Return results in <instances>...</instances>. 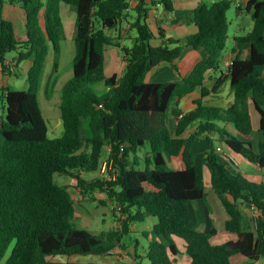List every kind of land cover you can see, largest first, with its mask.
<instances>
[{"label":"trees","instance_id":"obj_1","mask_svg":"<svg viewBox=\"0 0 264 264\" xmlns=\"http://www.w3.org/2000/svg\"><path fill=\"white\" fill-rule=\"evenodd\" d=\"M6 4L23 9L24 39L4 17ZM62 4L71 5L76 13L75 56L73 77L60 95L64 135L50 139L39 94L51 53L53 83L59 78L65 39ZM232 4L253 20L252 31L235 38L237 44L248 46V55L233 50L237 54L227 72L215 77L214 86L208 88V73L217 72L228 48L227 14ZM153 7L161 8L173 26H194L197 31L183 40L167 38L162 27L157 26V31L152 27ZM175 12L174 0H139L134 9L130 0H0L2 74H13L8 63L18 69L23 62H32L27 90L2 89L0 264L13 243L6 264H98L57 257L106 256L123 246L131 222L145 223L149 218L157 223L144 233L148 249L142 259L136 252L135 264H176L182 253L177 239L182 240L190 264H231L237 256L245 264H264V183L231 170L223 158L230 155L237 161L240 156L264 169V0L202 1L189 14L176 16ZM124 23L137 36L130 48L123 49V74L107 77V51L111 46L119 48L120 38L106 32L120 29V37ZM159 40L162 44L154 45ZM188 48L201 56L188 77L146 82L148 74L164 63L178 72L177 62ZM13 52L17 55L9 62ZM226 83L233 103L225 108L206 105L204 99L219 93ZM198 89L201 97L194 109L183 113L180 101ZM251 106L260 116L262 139L257 149L250 139L255 133ZM173 118L177 120L174 130ZM188 131L190 135L184 137ZM198 143H203L200 161ZM106 147L119 170L115 181L87 180L86 174L101 170ZM142 150L144 157H139ZM131 156L133 164L127 161ZM174 161H182L183 169H172ZM59 175L72 178L83 191L110 188L109 197L128 214L122 230L93 235L78 229L70 187L56 183ZM208 189L221 200L229 216L225 229L236 240L216 245L218 231L215 227L201 231L206 219L200 213L197 226H189L193 203L202 202L211 210ZM242 204L259 211L254 230L245 229Z\"/></svg>","mask_w":264,"mask_h":264},{"label":"rangeland","instance_id":"obj_2","mask_svg":"<svg viewBox=\"0 0 264 264\" xmlns=\"http://www.w3.org/2000/svg\"><path fill=\"white\" fill-rule=\"evenodd\" d=\"M176 5V16H183L186 14H189L190 8L192 7L195 9L201 1L208 3L209 0H187L184 2V0H174ZM9 8V7H7ZM68 10V11H67ZM9 9H7V12ZM11 21L14 23L16 35L18 37H22V33L25 29V16L24 11L19 5H13L11 10ZM61 17L64 23L65 27V39L62 42V53H61V63H60V76H58V81L53 83L52 81V62L48 60L45 66V73L41 80V87H40V94H39V104L40 108L43 113V117L46 121L47 127H48V136L50 139H59L63 137L64 135V126H63V120L61 115V109H60V101H61V91L63 86L73 77V58L75 56V43H74V37L76 34V26H75V20H76V13L74 8L71 5L62 4L61 6ZM228 20L230 22L229 27V36L232 39L233 35L236 34V28L242 27L243 31L245 33L247 32V28L249 25L253 24L252 17L250 15H247V18H243L238 20V11L236 9V5L232 4L229 12H228ZM159 16L155 15V19H151V23L153 25V29L157 31L156 21L158 20ZM165 19V18H164ZM165 23L166 20H164ZM164 29H167L169 35L176 36L182 33V29L178 26H169L165 27L162 25ZM127 31L131 32V36L136 37L137 32L135 30L127 29ZM106 34H111L110 31H107ZM126 44L132 45V42L130 39L127 40ZM121 53L124 54L123 50H121ZM12 55L16 56L17 53L13 52ZM112 55V54H111ZM114 59L111 58L109 60V64L105 69V74L107 77L113 76L115 73L123 74L122 71L125 70L124 65L114 66ZM30 63L23 62L20 66L21 70L13 68V65L8 63V68L10 71H13V74L11 76H4L2 75V72L0 71V118L4 116V109H3V102H2V92L1 87L9 88L11 90H18V91H24L28 89V81H27V71L29 69ZM114 66V67H113ZM168 67L167 64H163L160 67V70L155 69L152 70L147 78L146 82H156L155 78L159 76L160 78L165 77L166 75L162 69L163 67ZM155 71L158 73V75H155ZM209 82V81H208ZM184 109V108H182ZM177 120L173 118L170 120V125L172 129L174 130L177 125ZM85 129L88 128L87 126ZM87 134V132H85ZM202 144H197V153H198V161L201 159V153H202ZM145 151L142 150L138 153L139 157H144ZM110 150L106 147L103 154V165H106L107 171L105 174H102V168L98 173H88L85 175L87 180H92L96 177H98L103 182H114L115 178L117 177L118 173V167L115 165L114 161L109 159ZM241 165L240 167H244L245 165H242L243 159L242 157H238ZM129 164H133L134 159L133 156L129 157L128 160ZM171 166V164H170ZM173 167V168H172ZM171 168L175 170L174 166ZM237 169V167H236ZM233 170V169H231ZM234 171V170H233ZM236 172V171H235ZM206 180L207 183H209V172L206 171ZM264 180V177H263ZM264 182V181H263ZM56 183L59 185H63L64 183L69 185L70 191L73 196V200L75 202V206L77 207V213L74 218L75 225L78 229H84L92 233L93 235H100L103 232H111L115 230H122L123 223L128 220V214L124 213L122 210V207L119 206V204L116 202L114 198L109 197L108 193L109 190H111L108 187H104V190L96 189L92 191H83V189H80L77 187V183L75 180L68 176L59 175L56 177ZM71 183V184H70ZM86 193L85 198L84 195L81 193ZM209 202L212 206V209L214 211V214L218 215L219 212H217V208L215 206V203H213V197L214 193L209 191ZM84 196V197H83ZM216 198V197H215ZM217 199V198H216ZM218 200V199H217ZM219 202V201H218ZM198 205H191L190 206V222H188L189 226L192 227L193 223L196 222V215L193 212V208ZM222 206V205H221ZM242 207V208H241ZM242 209V212L245 213V229L247 230H254L256 228V218L253 216V210L242 204L240 206ZM222 210L224 211V208L222 207ZM225 212V211H224ZM157 223L156 218H149L145 223H137V222H131L129 228H130V234L126 235L123 238V246L118 247V249L112 251L110 254L106 256H95V255H89V256H83V255H74L72 257H64L60 256L57 257L58 260L61 261H69V262H79V263H115V264H135L137 261V253L142 258L145 257L149 241L144 236V233L147 231H150L152 226ZM205 227V225H204ZM210 227H213V221L212 219H207V229H210ZM217 228L220 230V224L217 223ZM224 238V235H220L217 237L216 241L214 242L216 245H220L225 243V240H222ZM178 247L182 251L180 255L176 257L177 261L176 264H190L189 257L184 253V244L182 240H176ZM14 247V243L9 248L6 256L2 260L1 264H6V261L8 260L12 248ZM235 258L234 257L231 261V264H235ZM147 262L146 260H144Z\"/></svg>","mask_w":264,"mask_h":264},{"label":"crops","instance_id":"obj_3","mask_svg":"<svg viewBox=\"0 0 264 264\" xmlns=\"http://www.w3.org/2000/svg\"><path fill=\"white\" fill-rule=\"evenodd\" d=\"M138 1L139 0H130L131 9H134L137 6ZM185 1H187V0H184V2ZM210 1H214V0H209V2ZM146 2L149 3L150 0H146ZM7 7H9V8H7ZM12 7L13 6L10 5V4H6L5 5V7H4V17L6 19H9V20L11 19ZM189 8H190L189 12H192L194 10L192 7H189ZM7 9H9L8 12H7ZM155 15L159 16L158 20L156 21V26L162 27V25H163L165 27H169V26L172 25L171 24V19H169L166 16V14L163 12V10L161 8L153 7V10L151 12L150 22H151L152 18L155 19ZM238 15H239L238 18H237L238 20L243 19V18H247V16L245 14L238 13ZM24 16H25V13H24ZM164 20H166L167 23H165ZM129 26L130 25L128 23H124L123 27H121V29L124 28L123 29L124 31H123V33L121 34L120 37H119L120 29L119 30H115V31H111V34H109V35H112L115 38H120V41H119L120 47L119 48L114 47V46L109 47V49L107 51V66L110 65L109 64L110 56H111L112 59H114V62H113L114 66L117 67V66L122 65V64L124 65V67L126 66L125 57H124V54L121 53V50L130 48L132 45L128 46L126 44V42H127L128 39H130L131 42L133 43V39L135 38L134 36H131V32L130 31L129 32L127 31ZM152 27H153V25H152ZM178 27L181 28V29L183 28L181 30L182 33H180L179 35H176L174 37L169 35L167 29H164L163 27L162 28L164 30H166L167 38H173V39H177V40H183L186 36H188L190 34H193V33H195L197 31V29L194 26H178ZM252 29H253V24L249 25V27L247 28V32L246 33H245V31H243L242 27L236 28V34L233 35L232 39L231 38L229 39L228 48L222 54V57H221L222 62H221L220 68L217 70V72L216 71L215 72L211 71V72L208 73V78H209L208 81L209 82L207 81V83H206V86L208 88H212L214 86V84H215V79L214 78L215 77H219L220 74L227 72V69H228L229 65L231 64V62L233 61V59L236 57V54H237V53H233V50H236V52L242 51L245 54V56L248 55V46L247 45L237 44L236 41H235V38L239 37V36L248 35L252 31ZM25 33H26V28L24 29V32L22 33V37H20L21 39L25 38ZM161 44H162V41H160V40L154 42V45H156V46L157 45H161ZM15 57L16 56L11 54L8 57V61L11 62ZM53 57H54L53 53H51L49 55V57H48V60H50L52 62L53 61ZM48 60H47V62H48ZM200 60H201V56L199 55V53H197L196 51H194V50H192L190 48L186 49L184 57L177 62V65L179 67V71L178 72L174 71L171 68V66L169 64H167L168 67L165 66L162 69V71L166 74V75H164L165 77L160 78L159 76H157L155 78V81H156L155 83L177 81V80H180L181 78L188 77L191 74V72L193 71V69L196 67V65L200 62ZM25 62L30 63L29 64L30 65L29 69H30V67L32 66V62L31 61H25ZM60 63H61V60H60ZM164 64H166V63H164ZM161 65H163V64H161ZM161 65L156 67V68H154V69L156 71H158L157 69L160 70ZM20 66L18 68L19 70H21ZM29 69H28V71H29ZM0 71H1V68H0ZM28 71H27V73H28ZM156 71H155V75H158V73ZM122 72H124V71H122ZM59 73H60V70H59ZM115 74L120 75V76L122 75V74H119V73H115ZM58 76H60V74ZM263 77H264V72H263ZM3 88L4 87L2 86L1 87V92H2ZM200 97H201V92H200V89H198L195 92H193L192 94H190L187 97H185L183 100H181L179 107L181 109L184 108V109H182L183 113H187L189 111H192L194 109V102L199 100ZM233 100H234V96H233V93H232V91L230 89L229 83H226L224 85V87L220 90L219 93L211 94V95H209L208 97H206L204 99L206 105L215 106V107H221V108H225V107L231 105L233 103ZM250 112H251L253 127H254V130H255L253 138L251 137L250 139H251V142H252L254 148L257 149L258 143L262 139V135H261V133H259L260 116L257 113V111L255 110L254 106H251ZM190 132L191 131H188L184 135V137H188L190 135ZM171 165L174 166L175 169H183V166H184L182 161H174ZM240 165H241V163H240L239 159L237 158V165L236 166L230 165V167L232 166L231 169H233L236 172H240L246 178H248L249 180H251L253 182L264 183L263 182L264 181L263 180L264 169H260V168L256 167L255 165H252V164L248 163L245 160H243V163H242V165H245V166L244 167H240ZM236 167H237V169H236ZM206 171H205V176H206ZM206 178H207V176H206ZM209 179H210V175H209ZM63 185L67 186V184H65V183ZM209 191L214 193L212 190L208 189L207 190L208 198H209V195H210ZM85 198L88 199V197H86V196H85ZM208 203H209V206H210L211 210H209L206 206H204L202 202H195V203L192 204V206L193 205H198V206L193 208V212L195 213L196 218H197V213H200V215H203L204 218L206 219V221L204 223L205 227H203L204 226L203 225L199 229L201 231L208 232L212 228V227H210V229H207V219L210 218L213 221V227H215L217 229V231H218L217 237L220 236V235H224V238L222 240H225V242L236 240V236L231 234V233H229V232H227L226 229H225V223L229 219V216L227 215L225 209H224L225 212L222 210L223 204L221 203V200L217 197V195L215 193H214V197H213V203H215V206L217 208V212H219L218 215L214 214V211L212 209V206H211L209 200H208ZM76 213H77V207H76ZM243 214H244V226H245V221H246L245 217L246 216H245L244 212H243ZM189 222H190V217H189ZM218 222L220 224V230L217 228V223ZM197 224H198V219H196V222L193 223L192 227H196ZM217 237L213 240V242L216 241ZM116 249H118V248H116ZM245 263H246V260L244 258H242L240 256H237L235 258V264H245Z\"/></svg>","mask_w":264,"mask_h":264},{"label":"built area","instance_id":"obj_4","mask_svg":"<svg viewBox=\"0 0 264 264\" xmlns=\"http://www.w3.org/2000/svg\"><path fill=\"white\" fill-rule=\"evenodd\" d=\"M237 6H240L239 2H237ZM180 118H182V115L180 116ZM218 152H222V148H218ZM223 158L228 164H231L233 166L237 165V161L233 157H231L230 155H225ZM106 171H107V167H106V165H104V167L102 168V174H105ZM251 209L254 211L253 216L256 218V222H257V218L259 216V211L256 207H251Z\"/></svg>","mask_w":264,"mask_h":264}]
</instances>
